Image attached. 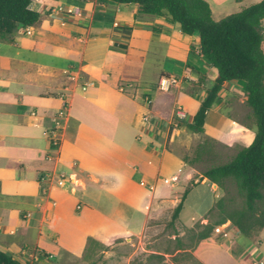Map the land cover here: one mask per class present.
Instances as JSON below:
<instances>
[{"label":"crops","instance_id":"0c3cea01","mask_svg":"<svg viewBox=\"0 0 264 264\" xmlns=\"http://www.w3.org/2000/svg\"><path fill=\"white\" fill-rule=\"evenodd\" d=\"M206 1L214 15L224 13L229 1L240 10L246 0ZM29 8L39 14L37 22L0 37V251L22 264H64L67 257H84L88 238L104 246L132 239L160 212L174 210L195 161L186 164L176 147L166 148L167 136L181 125L167 129L171 120L159 109L178 105L190 121L216 71L199 55L195 36L182 34L166 17L138 14L136 5L31 0ZM145 65L151 83L143 76ZM186 68L194 80L202 79L196 92H183L184 82L174 94L157 89L161 77H180ZM69 73L79 74L86 88ZM231 87L244 92L241 81L223 84V90ZM61 99L69 113L53 148L49 132ZM219 103L207 111L203 133L248 146L253 127L228 118ZM241 130L251 135L249 142L230 134ZM169 142L179 140L172 135ZM178 172L176 183L163 184ZM45 176L52 181L43 194L39 181ZM263 231L254 238L238 231L230 239L211 234L194 246L192 257L198 264H252L264 258L257 255ZM61 239L67 244L58 245ZM115 257L119 264L120 254Z\"/></svg>","mask_w":264,"mask_h":264},{"label":"trees","instance_id":"16d2710c","mask_svg":"<svg viewBox=\"0 0 264 264\" xmlns=\"http://www.w3.org/2000/svg\"><path fill=\"white\" fill-rule=\"evenodd\" d=\"M98 1L136 5L138 14L166 17L179 25L182 34L196 37L199 55L215 69L216 76L186 124L189 132H204L206 113L219 103V94L225 82L244 83L246 104L254 120V138L228 162L206 169L200 180L206 179L218 188H223L228 180L234 182L244 197L245 209L227 216L217 225L229 221L245 237H252L256 227L257 234L264 228V53L261 49L264 40V0L218 21L213 20L206 0ZM30 3L31 0H0V37L12 34L18 27L28 28L37 22L39 14L29 8ZM208 148L209 140H204L194 150L192 161H198ZM187 193L188 189H185L173 210L171 222L178 218ZM221 201H218L219 205ZM212 229L213 226L206 225L199 234V241L208 238ZM0 264L22 263L0 251Z\"/></svg>","mask_w":264,"mask_h":264},{"label":"rangeland","instance_id":"374dc122","mask_svg":"<svg viewBox=\"0 0 264 264\" xmlns=\"http://www.w3.org/2000/svg\"><path fill=\"white\" fill-rule=\"evenodd\" d=\"M256 2L258 1L246 0L241 5V9ZM238 6L237 2L229 1L225 6L224 13H219V15L214 12V15H212L213 20L218 21L240 11L241 9L239 10ZM262 26H264V22H262ZM261 49L264 53V40ZM142 70L144 71L145 80L149 83L153 82L150 75L151 69L145 65ZM201 80L183 81L185 85L182 91L187 94H193L199 89ZM176 89L177 87L173 86L169 90L174 94ZM219 97L220 109L228 118L247 127H253L254 120L251 110L247 106L246 97L244 98V92L240 88L231 87L224 89L220 92ZM159 110L161 112L160 115L166 121L171 120L169 125H167V129H169L170 125L175 127V124L178 121L180 122L181 127L173 129L170 135L167 136L166 148L176 147L175 150L180 157L188 162L186 164H190L189 161L193 160L196 147L204 140H209L208 150L198 161L195 163L191 162L193 177L185 187V189H188V193L183 201V207L178 219L171 222L173 210H164L153 220L149 221L148 227L143 234L132 237V239H115L104 246L88 238L87 244H90V246L84 257L79 260L77 257L69 259L67 257L64 264H118L115 261V254H120L119 264H198L192 257V249L199 242V234L203 231V228L206 225L214 228L218 222L225 220L227 216L238 214L245 209L244 197L238 191L234 182L228 180L223 188H216L215 190L211 189L212 185L210 182H200V176L206 169L228 162L244 146L239 142H221L207 137L205 133L195 134L189 132L186 129V124L189 121L185 117L183 109L178 105L174 108L164 105ZM223 132L226 135L229 134L226 128L223 129ZM230 134L236 135L239 139H245V143L251 140V135L244 130L234 131ZM172 135H175L176 140H179L177 145H175L176 143L171 145L169 142ZM184 180L185 175L180 177V182ZM220 199L222 201L219 205L218 201ZM224 223L230 222L226 221ZM230 225L232 231L237 232L231 223ZM256 231L257 228L255 227L253 229L254 234L250 238H254L257 235ZM211 234H213V229ZM259 237L261 242L264 243V231ZM122 242L126 243V248L125 246H119V243ZM48 243L54 246L53 242L49 241ZM130 243L132 244L131 246L129 245ZM64 244H67V240L61 239L58 245L62 246ZM104 254H109V256L103 257ZM257 255L258 257L264 256V245L261 252Z\"/></svg>","mask_w":264,"mask_h":264},{"label":"built area","instance_id":"2783aa9c","mask_svg":"<svg viewBox=\"0 0 264 264\" xmlns=\"http://www.w3.org/2000/svg\"><path fill=\"white\" fill-rule=\"evenodd\" d=\"M58 12L65 13V14H72V9H62L59 7ZM27 34H30V31H26ZM68 78L79 85L81 89H85L87 84L81 81V77L77 73H69ZM193 80L191 76L190 69L186 68L184 70V73L180 76H163L158 81L157 89L160 91H168L173 86H178L183 81H190ZM69 113V104L66 100L61 99V105L59 109L56 112L55 118H54V124L49 132V140L50 144L53 148H57L60 144L61 137L63 134V131L65 129L67 118ZM180 176V172L176 173L175 175L162 179V182L164 185H172L178 181V177ZM52 181V176H45L40 178V184L39 188L41 190V193L45 194L47 191V184H49ZM57 184L60 186L63 184V180L57 181ZM141 186H144L145 183L141 182ZM150 190H153V186H149ZM213 235L220 236L223 239H230L233 235L232 227L230 223H223L221 225H217L213 228ZM252 264H264V258H255Z\"/></svg>","mask_w":264,"mask_h":264}]
</instances>
